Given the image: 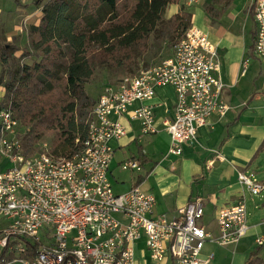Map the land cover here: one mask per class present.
<instances>
[{
    "label": "built area",
    "instance_id": "obj_1",
    "mask_svg": "<svg viewBox=\"0 0 264 264\" xmlns=\"http://www.w3.org/2000/svg\"><path fill=\"white\" fill-rule=\"evenodd\" d=\"M201 1L184 4L192 7ZM251 12L252 56L264 67V0H253ZM171 49L160 63L102 88L86 135L75 140L71 157L51 155L46 142L25 153L18 120L10 107L0 109V157L8 162L0 170V249L14 255V261L135 264L132 246L143 239L153 264H208L213 255L201 258L206 244L237 245L246 237L244 198L219 210L213 233L200 224L204 208L199 198L170 219L154 214V196L139 186L122 194L113 191L108 143L126 135L123 118L137 122L141 136L155 135L161 128L170 137L167 156H179L184 146L197 143L199 129L212 117L224 118L230 110L222 99L226 85L221 57L207 34L191 25ZM247 68L248 59L241 62V76ZM164 87L173 89L175 100L171 118L159 123L152 101ZM120 167L141 171L136 160ZM237 180L252 197L264 192V183L251 172L238 173ZM255 244L263 246L264 238ZM30 255L32 259L25 257Z\"/></svg>",
    "mask_w": 264,
    "mask_h": 264
},
{
    "label": "crops",
    "instance_id": "obj_2",
    "mask_svg": "<svg viewBox=\"0 0 264 264\" xmlns=\"http://www.w3.org/2000/svg\"><path fill=\"white\" fill-rule=\"evenodd\" d=\"M33 2L34 0L29 2L0 0V32L5 30L4 36L7 41L12 39L9 37L11 34L16 33L26 37L24 43L26 45L28 39L26 23L33 19L31 25H38L41 16L40 7H36L37 10L26 16L19 26L15 24L20 11L23 13L31 11L32 5L29 3L33 4ZM184 2L185 0H179L178 4L168 6L164 17L169 20L181 11L191 14V25L206 33L212 44L217 46L222 62V78L226 85L222 99L230 110L224 118L212 117L209 125L199 129L197 143L184 146L179 156H167L170 137L161 128L155 135L141 136L139 124L129 121L126 117L123 118L121 123L126 127V135L120 139H112L108 143L113 151L109 179L114 193L122 194L136 186L138 178L143 177L142 182L137 186L154 196V214L170 219L175 218L178 210L190 201L199 198L204 208L200 224L213 233L217 230L216 219L219 210L232 206L239 199L244 198L249 227L246 237L237 245L217 247L206 244L201 258L213 255V259L208 264H249L250 262L264 264V245L255 244L257 238H264V192L258 197H252L237 180L238 173L251 172L264 183V149L254 158L264 142V67L259 62L260 70L255 78V80L259 79V89L251 93L246 101L231 97L238 78L242 77L240 75L243 52L241 29L242 22L245 23V14L251 23L247 54L249 60H255L248 53L252 46L254 26L251 2L248 0H203L189 8L185 7ZM211 2H216L214 7L217 11L222 10L216 19L206 15L203 9L205 4ZM206 20L208 25L203 24ZM212 27L215 28L213 34ZM2 96L3 88H0V101ZM174 100L172 88L164 87L156 90L152 104L155 106L154 111L159 123L171 118ZM132 144H137L134 152L130 151ZM140 150L145 162L142 165L139 164L140 172L131 171L133 180L126 188L124 183L116 182L114 171L122 170L120 166L126 160L138 162ZM128 152L130 156H125ZM118 154L120 157L116 158ZM123 188L125 190H122ZM116 189L122 191L116 192ZM132 247L135 264H153L148 258L143 239Z\"/></svg>",
    "mask_w": 264,
    "mask_h": 264
},
{
    "label": "trees",
    "instance_id": "obj_3",
    "mask_svg": "<svg viewBox=\"0 0 264 264\" xmlns=\"http://www.w3.org/2000/svg\"><path fill=\"white\" fill-rule=\"evenodd\" d=\"M178 2L34 0L41 16L37 26L27 28L26 45L19 48L0 40V109L10 107L18 120L25 153L49 139L51 155L71 157L77 148L75 140L86 135L96 101L85 89L95 70L108 68L123 73L137 65L136 58L151 50L161 51L164 44L170 46L179 39L191 26V14L181 11L164 20L166 8ZM215 3L203 6L212 19L222 12L216 10ZM151 36L154 41L148 48ZM252 50L251 46L250 57ZM263 149L264 142L254 158ZM139 156L142 165L145 159L141 150ZM142 180L138 178L136 186ZM30 249L33 252V246ZM12 261L14 255L7 250L0 253V264Z\"/></svg>",
    "mask_w": 264,
    "mask_h": 264
},
{
    "label": "rangeland",
    "instance_id": "obj_4",
    "mask_svg": "<svg viewBox=\"0 0 264 264\" xmlns=\"http://www.w3.org/2000/svg\"><path fill=\"white\" fill-rule=\"evenodd\" d=\"M20 1V0H19ZM27 2H29V0H26ZM12 2V1H11ZM225 4V1H223ZM248 2H251V0H248ZM13 4V3H12ZM26 4V3H23ZM29 5H32L31 7V11H29L28 13L26 12H21L20 11V16L17 19V23L15 24L16 26H19L21 21L25 19L26 16L31 15L32 12H34L35 10H37L36 6L33 5L32 3ZM13 6V5H11ZM16 9H25V8H20V7H15ZM189 8V7H187ZM220 8V7H219ZM18 14V15H19ZM245 23L242 22V29H241V35H242V39H243V52L241 54L242 56V61L248 59V68L246 69V73L242 76L238 78V82L235 86V88L232 90L231 92V97H237L238 100H242L245 99V101L248 99V97L250 96L251 93H253L255 90L257 91L259 89V79L255 80L259 69L258 66V61L255 60H249L248 58V54H247V49L250 45V29H251V23H250V19L249 17L245 14ZM164 20L167 21V19L164 17ZM33 19H31L30 21H28L26 23V27L28 28L29 25H31ZM192 23V20H191ZM203 24L208 25L207 24V20L203 21ZM215 28L212 27L211 29V33L213 34V30ZM4 31L2 30L0 32V40L3 44H11L15 47H22L24 45V43L26 42V37L22 36V35H17L16 33H13V35L11 34L9 37H11L12 39H10V41H7L6 37L4 36ZM16 34V35H15ZM154 41V37L151 36L149 38L147 47L149 48L150 46H152ZM176 40H174L170 46L169 45H165L163 46V49L160 51H156V50H151L150 52H148L145 55L140 56L138 59L136 58V62L137 65H132L131 69L128 71H125L123 73L121 72H115L114 70H109L108 68H100L95 70V73L93 75V78L86 84L85 89H86V93L93 98L94 100H96L97 96L99 95L100 91L102 90V88L110 83H114L116 81H118L119 79L128 76V75H135L137 73H139L141 70L147 68L148 66L152 65V64H157L160 63L164 58L169 57V55L171 54V48L172 45L175 43ZM22 45V46H21ZM20 53H15V57L17 58L19 56ZM28 63H30L31 61L29 60H25ZM263 70V69H262ZM120 71V70H119ZM264 73V72H263ZM226 91V89H225ZM228 91V90H227ZM224 92V91H223ZM163 111V109H162ZM43 142H46L48 145L49 143V139H44ZM39 145V144H38ZM137 144H132V146L130 147V151L134 152L136 149ZM125 156H130V152H128ZM120 155L118 154L116 156V158H119ZM8 165V162L6 160H3L0 157V170H3L4 168H6ZM114 176H115V180L117 183H124L125 187L128 188L131 185V181L133 180V174H131V171H123V170H115L114 171ZM122 190H125V188H123ZM122 190H118L116 189V192L122 191ZM47 228L42 230V234L44 235L45 230ZM48 230V229H47ZM2 252V250L0 249V253ZM9 264H20L17 261H12Z\"/></svg>",
    "mask_w": 264,
    "mask_h": 264
},
{
    "label": "bare ground",
    "instance_id": "obj_5",
    "mask_svg": "<svg viewBox=\"0 0 264 264\" xmlns=\"http://www.w3.org/2000/svg\"><path fill=\"white\" fill-rule=\"evenodd\" d=\"M183 7V6H182ZM186 7V6H185Z\"/></svg>",
    "mask_w": 264,
    "mask_h": 264
}]
</instances>
